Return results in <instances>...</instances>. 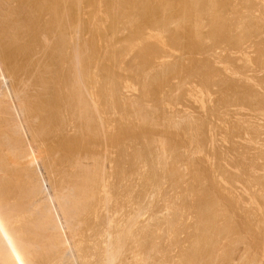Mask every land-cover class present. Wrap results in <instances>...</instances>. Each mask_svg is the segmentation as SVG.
<instances>
[{"label": "bare ground", "instance_id": "obj_1", "mask_svg": "<svg viewBox=\"0 0 264 264\" xmlns=\"http://www.w3.org/2000/svg\"><path fill=\"white\" fill-rule=\"evenodd\" d=\"M256 2L254 4L257 7ZM254 4L250 0H0V264H264V151L262 156L260 155V150H256L259 152L258 155L262 161L256 160V158L260 159L258 156H253L255 158L247 160L242 153L241 160L239 158L240 155L239 157L237 156L236 160H240L238 164V166L240 165V172L238 173L236 170V173L234 171L232 173L229 169V172L226 173L228 175L225 174L226 177L222 178L225 182L221 179L219 183H217L218 180H214L219 174L213 178L211 176L210 181L213 179L214 183L213 181L211 182L213 184L217 183L216 189L211 184L213 189L209 190V192L206 189L208 195H205L206 197L203 200H200V197V199L198 197L197 199L195 198L196 200L199 199L195 204L191 202L195 200L192 197L191 201L184 199L183 202L188 201L185 203H176V200L172 199L174 196L178 197L177 194L179 192L177 193L174 190L179 187V184L176 189H172L176 194L172 195L171 193L173 197L170 196L172 198L168 197L164 188L163 191L166 193H162L166 202L163 200V207L166 209L168 207L169 209L172 206L173 209L169 210H172V213L175 210V215H173L174 213L171 214L167 209L169 211L167 214L170 213L171 217L167 215L166 220L162 217L160 219L161 223H157L159 220L158 214L161 211L157 214L158 217L154 211L157 220L155 216L152 219L151 214L149 222L146 221L148 218L141 217L144 214V209L148 208L147 205H144L146 206L144 208L143 204L145 203L143 202L149 191L141 182L143 188H141L142 186L138 187L139 191H137L138 189H135L137 181L135 184L130 178L131 176L133 177L131 173H134V171H130L132 166L127 169V163L130 162L129 158V162H127V151L129 149L127 148V144H129L126 143L127 141L146 137L144 130L148 132V129H154V126H149L153 122L155 127L156 123H158V127L160 122L167 125L165 127H175L179 124V126H182L184 119L186 121L188 119L186 115H181L182 117L179 115L181 119H177L175 117L178 115L172 116V113L169 115L167 113L169 112L167 110L168 107H166L167 112L164 109L165 107H163V114L161 116L160 114L159 116L155 115L156 118L159 117L160 119H155L153 116L154 121L152 122L153 118L150 121L152 112H149L148 107H146L148 105L145 103L146 99L150 97H146L156 89L154 87L158 86L160 80L162 81L164 71L168 74L170 73L165 67L161 74L163 76L158 73H161V71L152 72L151 70H159L158 68L160 67L158 65L161 68H163V65H169V63L167 65L162 63L165 62V52H167L169 57L171 55L170 52L183 50V52H199L198 54L204 52L206 55L210 54L208 57L205 55L208 59L203 56L204 61L198 60L201 64L193 57L198 62V66H200L196 68L198 66L195 65L196 70L193 69V66L190 68L192 70L187 68L190 71H187L190 77L198 75L200 76V81L202 79L204 82L211 83L214 79L211 80L210 78L213 76L219 75L217 76L219 81L225 82L231 76V73L235 75L236 72L238 74L239 70L237 72L236 67H230L231 63L228 64V59V63L224 59L227 67L224 66L225 68H222L224 60L222 62V59L218 57L221 54H216L219 52H217L219 48L223 51L227 46L230 47L231 44L242 49L240 44L244 40L246 41L248 37H253L254 34L259 35L261 31L264 32V24L262 25L264 23L262 21L264 20V4L263 8L260 7L263 11L261 12L260 10L259 12L258 10V14L256 12L257 15L254 13L256 10ZM258 5L261 6L260 3ZM206 24L209 28L206 32H203ZM233 27H235V30L236 28L241 29L236 36L234 35ZM261 35L258 37H261ZM207 38L210 42L209 45L200 43V40L205 39L207 41ZM230 40H232L231 44L228 45ZM233 48L231 47V49ZM237 48L236 50H238ZM131 51L132 53H130ZM133 51L136 53L134 54L135 58L136 56L141 57L137 58L138 60L141 59V63H137L138 67L142 68V71L137 67L140 72L137 73L138 70L136 69L132 74L131 71L136 67L134 68L135 65L133 66L134 63L132 62H130L132 65L130 63L125 64L129 59L125 60V56L128 53L133 54ZM168 51H170L169 54ZM262 52L264 53V49ZM159 54H162L164 61L160 60L162 58ZM195 60H193L194 64ZM213 62L223 65L221 67H218L219 65L214 66L216 69L210 68L213 67L211 66V64L214 65ZM176 65L167 67V69L170 67L168 70L171 71V74H175L172 72L178 67ZM234 65L236 64L234 63ZM258 65L264 69V58L259 59ZM244 66H246L245 63ZM202 67L209 68L207 71L205 69L201 71ZM217 67L221 68V70ZM149 68L150 71L147 70ZM200 68L202 69L200 70ZM210 69H213L214 72L221 71V73H211ZM223 69H231L229 70L230 74L228 73L229 76L227 75L228 70L223 73L225 71ZM127 71L132 74L131 78L133 77V80L141 77L139 80L142 81L143 79V87L148 81L150 85L148 86L147 83L146 88L148 89L151 86L148 90L151 93L146 91L144 87L138 90L142 93L145 92L144 96L148 93L145 98L141 96L142 93L141 95L139 93L140 96H137V98L136 96H132L133 99L129 98L127 93H130L128 91L131 90L132 84L130 82L132 79L130 81V74L125 73ZM146 71L148 73L152 72L151 75L154 78H150L151 80H154L157 76L161 77H159L160 79L158 78L159 82H157V78L155 79V82H157L155 85L157 86L154 85L155 82L146 78L149 75L148 73L147 75L145 74ZM231 77L237 79L234 76ZM137 79L136 81H138ZM165 79L163 80L166 81ZM209 79L211 82H209ZM261 80L264 83V75ZM150 82H152L154 87ZM204 82H202L203 85L205 84ZM133 83L136 84L135 82ZM160 83L162 84L163 82ZM208 85L211 86L210 84ZM231 85H236V83ZM186 88L189 89V87ZM131 91L133 92V90ZM185 93L187 94V92ZM201 93L203 94V92ZM238 93L240 94L241 92L239 91ZM199 94L196 95L198 96ZM237 94L235 95L237 96ZM251 95L252 98H250L254 100L253 107L257 105L261 110V106L264 107V92L258 93V91L255 92L254 90ZM238 96L234 97L235 101H237ZM130 99L133 100L131 102V104L133 103L132 106H135L133 109L129 104ZM230 100L231 98L229 103L231 102ZM242 100L245 103L247 102L246 104H252L247 96H243ZM152 101L157 103L155 100ZM165 101L164 103L162 102L161 106L160 102L156 106L162 109V105L166 104ZM232 103L236 105L235 103L237 102ZM230 104L225 101L224 107L222 105L223 110L224 108L227 110ZM127 105L131 109H127ZM121 113H123L122 116ZM125 113L133 115L132 118H136L135 121L141 122L143 120V123H148L147 127L143 126L144 129L140 127L141 130L137 127V130L134 126H131L133 125L131 123V125L126 124V126L123 121L125 119L128 121L129 118L124 117ZM216 113L218 114L217 111ZM126 114L125 116H127ZM253 117L255 118V116ZM234 119L236 120V118ZM239 120L235 123L238 124ZM190 122H188V125L186 124L187 128L193 125ZM116 123H120L117 124L118 127H116ZM161 124V127L164 126ZM259 124L252 122V120H241L237 127L249 130L250 132H248L252 134V136H248L249 140L250 142H255L257 139V137L255 139V136L263 126V124ZM135 125L137 126V124ZM200 125L202 126V124ZM196 126L190 127V131L186 130L189 133L191 132L190 134H195L196 131L199 133L200 126ZM234 126L232 128H235ZM201 129L203 133L204 128ZM149 132L147 135L150 139L146 143L147 145L152 144L150 146L151 149H149L151 153H148V155H151L152 160L150 158L149 161L147 155L145 158L150 163L151 167L149 168L155 169V171H153L154 169H148L149 172L152 170L156 174L153 176L155 177L153 178L154 181L152 178L150 180L153 185L150 184V187H154L155 190H150L160 191L163 180H167L164 176L171 174L169 172L155 173L158 172L156 168L164 164L169 166L168 163L166 164L169 154L177 155V157L175 156L177 161L178 157L179 160L181 159V155L177 152L178 147L176 150L173 149L174 147L176 148L174 142L179 139L175 136L176 141L171 137L168 140L163 137L161 140V135L157 142V138L152 137V135L149 137V134H152ZM204 132H206L205 129ZM207 132L204 133L205 135L201 134L205 139ZM175 133L177 134V132ZM253 133H256L255 136ZM258 135L260 134L258 133ZM188 137L190 138V135ZM196 137L199 138L198 135ZM196 137L189 139L188 143L190 140L191 142L195 140ZM179 138L182 140L181 136ZM244 139L246 138L244 137ZM144 140L146 139L144 138ZM184 141L186 140L184 139ZM199 143L197 147L200 145ZM137 144L139 145V143ZM140 144L145 146L143 143ZM178 144L180 145V142ZM178 144L177 146H179ZM249 144L252 145V143ZM192 145L189 146L190 150ZM262 145L264 146V144ZM256 147L258 148L259 146ZM234 148L236 149V146ZM144 149L147 150L146 147ZM140 151L142 150L140 149ZM171 151H173V154H171ZM179 151L181 152V149ZM242 152L244 151L242 150ZM131 157L134 158V154ZM182 157L184 156L182 155ZM186 159L184 160L186 161ZM130 163L132 164V162ZM177 163L181 165L180 162ZM141 164H145V161ZM196 165H191V167L194 166L195 169ZM135 166L138 167V165ZM146 166H149V164ZM172 166L174 167L175 165ZM200 166L201 164L199 168ZM219 166L221 167V163ZM181 167L185 168V165ZM220 167L219 169L221 170ZM159 168L161 169V167ZM162 169L164 170L165 168ZM210 169H212V166ZM132 170L137 171V169ZM172 170L169 171L171 173L176 171ZM139 171L142 172L141 169ZM196 171L198 170L196 169ZM221 171L223 172L222 175H224V171ZM210 172L211 170L207 173ZM195 174L197 175L196 172ZM213 174L215 176L212 171L211 175ZM175 176H177L176 172ZM202 176L205 175L203 174ZM199 177L195 176L194 178L199 179ZM173 179L175 180L172 177ZM169 180L171 181V179ZM175 181L178 182L177 177ZM175 181L171 183L173 186L177 184ZM221 181L224 183H221ZM237 182L242 184L240 188L236 185ZM134 189L136 191L135 195L133 193ZM197 190L200 191L199 189ZM188 191L185 192L186 196ZM149 193L151 194V192ZM190 195L192 194L190 193ZM190 207L195 208L196 213H193V218L191 217L193 220L189 222L187 221L189 218L186 217L189 216ZM236 212L240 213V221L235 220L237 216H235L236 218L233 217L235 214L238 215ZM190 213L192 214V212ZM142 218L145 220H142ZM153 220L157 221V225H152L153 223L155 224ZM162 222L164 227L165 225L167 226L165 230L164 227L162 228ZM159 224L161 225L160 227ZM134 225L137 226L135 227ZM182 232L186 233L184 239L180 236ZM165 238L170 239L168 245H171V247H168L166 243L165 246H162ZM172 245L180 246L177 254H172ZM236 245H239V247H234Z\"/></svg>", "mask_w": 264, "mask_h": 264}, {"label": "rangeland", "instance_id": "obj_2", "mask_svg": "<svg viewBox=\"0 0 264 264\" xmlns=\"http://www.w3.org/2000/svg\"><path fill=\"white\" fill-rule=\"evenodd\" d=\"M253 4H254V2H256L257 0H250ZM259 1V0H258ZM256 2V5H257V7L255 6V4H254V6H255V8H256V10L254 11V13L256 14V12H257V14H258V10H259V12H260V10H261V8H263V4H264V1L263 0H260L259 2ZM262 1H263V4H262ZM261 4V6L260 5H258V4ZM239 6H241V5H239ZM261 7V8H260ZM263 10H261V12H262ZM256 14V15H257ZM229 18V17H228ZM263 18H264V16H263ZM231 21V20H230ZM263 22H264V20H262ZM264 23H262V25H263ZM208 25L206 24V26L204 25V31L203 32H206L207 31V29L209 28V27H207ZM264 27V26H263ZM235 27H233V29H234ZM236 30H237V32H236ZM236 30L234 29L233 31H234V35L236 36V35H238L239 33H240V28L239 29H237L236 28ZM239 30V31H238ZM261 33H262V35H261ZM264 32L263 31H261V32H259V35L258 34H254L253 35V37L251 36V38L250 37H248L247 39H246V41L244 40V42L243 43H241L240 45H241V47H242V49L241 48H237V46L236 45H233L234 46V48H233V46H232V44H231V41L232 40H230L228 43V45H230V47H226V49H224L223 51H222V49L221 48H219L218 50H217V54L216 55H218V54H221L220 56H218V57H220L221 59H222V62H223V60L225 59L226 61H227V59H228V61H229V63H228V61L226 62L225 60H224V65L223 64H220V63H222L221 61H220V63H218V62H216L217 64H215V62H213V64L214 65H212L211 64V66H213V67H210V68H214V66H218V67H221L222 65V68L224 67V66H226L227 67V65L225 64V62L226 63H228V64H230L231 66L230 67H236L235 69H237V72H238V70H239V72H238V74L235 72V75L234 74H232L231 73V76H234V78H237V79H233V77H231V76H229L228 75V73L230 74V72H229V70H231V69H227L228 70V72H227V70H225V69H223V70H225L223 73H226L227 72V75L229 76V78H227V82L225 81V82H221V81H219V77H217V76H219V75H217V76H213L212 78H210L211 80L212 79H214V80H212V82H211V80L209 81V82H211V83H208L207 81L206 82H204V80H202L201 79V81H200V76H198V75H196V76H193V77H196V78H193L192 76V78L190 77V76H188V72H190V71H188L190 68H192V66L194 67L193 69H195V67L196 66H198V62L199 61H204V57L203 56H205L206 54L203 52V53H200V54H198L199 52H183V50H180V52H179V50H174V52L172 53V52H170V51H168V54H169V52H170V54L171 55H173V56H171V55H169V57L167 56V52H165L166 53V57H165V62H162L163 64H165V65H167L168 63H169V65H170V67H172V65H176V63H177V65L176 66H178V67H176V70L174 71V72H172V73H175V74H171V71L170 70H168L167 69V67L169 66V65H167V66H164L163 64V68H161V66H159L158 65V67H160V68H158L159 70H157V69H155L156 71H154V70H151L152 72H157V71H161V73L160 72H158L160 75L162 74V72L164 71V67H165V69L167 70V71H169L170 73L168 74V73H166V71H164V73H163V75H164V77H162V81L160 80V82H163L162 84L159 82V79L161 78L160 76V78L157 76V77H155V79L157 78V82H159L160 83V86H159V83H158V86L157 85H155V84H157V82H155V79L154 80H151L150 78H154L152 75H151V73H148L147 71H146V75H147V73L149 74L146 78H148V79H150V81H152V82H155L154 83V85L155 86H157V87H154V85L152 84V82H150L152 85H153V87L154 88H158L157 90L155 89L154 90V88H152L153 90V92L151 93V91L149 92L148 90L150 89V87H148V89L146 88V84L148 83V81H147V83L145 84V89H146V91H148L149 93H151V94H149L148 95V93L147 94H145V96L143 95L145 92H141L140 90L141 89H143L144 87H143V84H142V82L144 83V81H143V79H142V81L141 80H139V79H141V77H139V79H137L138 81H136V79H134L133 80V77L131 78V76H132V74H133V72L137 69V67L139 66L138 65V63L140 64L141 63V59H137V58H141V57H137L136 56V58H135V55L134 54H136V53H134L135 51H133V54H130V53H132V51L130 52V53H128L129 54V56H128V54L125 56V60L126 59H128V61H126V63L125 64H127V63H130V62H132V63H134L133 64V66H134V70H132L131 72H132V74L131 73H129V71H127V72H125V73H129V74H127V75H129L130 77V81H131V79H132V81L130 82V84H132L131 86L132 87H134V88H132L131 87V90H133V92L130 90V91H128V92H130V93H127L128 95L127 96H129V98H132L133 99V97H135L136 96V98H137V96H140L141 95V93H142V95L141 96H143L144 98L148 95V97H146V98H149V99H146V101H145V103L148 105V106H146V107H148V109H149V112L151 111L152 112V114H151V118H150V121H151V119L153 118V116H154V118L155 119H158L159 117H157L156 118V116L158 115L159 116V114H160V116H161V114H163V107H165L164 109L166 110V107H168V111L169 112H167V110H166V112L169 114V115H171V113H172V116L173 115H178V116H174L175 118H177V119H181L180 117H182L181 115H183V116H185L186 115V117H188V119H187V121L189 120V121H191L190 123L191 124H193L194 125V127L196 126V125H198V126H200V131H199V133H197V131H196V133L195 134H190L186 129H188L189 131H190V127H193V125L192 126H188L189 128H187V125H188V122L184 119V122H182V126H179V125H177V126H168V127H165V126H167V125H165V124H163L162 122H160L159 123V126L158 127H160L159 129H158V127H157V124L158 123H156V127H157V129L159 130H157L156 129V127H155V123L153 122L154 121V118H153V120H152V122L154 123V125H149V126H154L153 128L154 129H152V128H150L149 126V128L150 129H148L147 131L149 132V133H152V134H149V137H151L150 135H152V137H154V138H157L156 139V141L158 142V139H160V137L159 136H161V140H162V138L164 137H166L167 138V140H168V138L169 137H171L174 141H176L177 139H179L177 142H174L176 145V148L174 147L173 149H177V147H178V153L181 155V161L179 160V157H178V161H177V159H175V156L177 157V155H170L169 154V159H168V157H167V159H166V164L168 163V165L169 166H167V165H162V166H160L159 165V167H161V169L158 167V168H156L157 170H158V172H155V173H166V172H169V174H171V175H169V176H171V177H169L168 175H166V176H168V177H166V176H164V178H167V180L166 179H164L163 180V182H162V189L160 188V191L159 190H156L157 191V193H156V191H152V190H155L154 189V187L152 188V187H150L152 184H151V178L153 179V178H155V177H153L154 175H156V174H154V172H152V170L154 169H152V168H149V167H151L150 166V163H149V161L150 160H152V158H151V155L149 156L148 155V153L151 151V150H149V149H151L150 148V146H152V144H148L147 145V140L148 139H150V138H148V132H146V130H144V133H146V137H144L146 140H144V138H138L139 139V141H138V139H132V141L130 142V141H127L126 143H129V144H127V148H129L128 149V153H127V155H128V157H127V162H129V160H130V162H132V164L129 162V163H127V169H129L131 166V169H130V171L132 172V171H134V173L132 172H129V173H131V175H133V177L131 176L130 178H132L131 180L135 183L136 181H137V184L135 185V186H137L135 189H138V187L140 188L141 186H142V184H143V186H145V187H147V190L149 191V192H151V194L148 192V195H147V197H149L148 199H146L147 197H145L144 199H145V201L143 202V203H145V204H143V206L144 205H147V207L148 208H146V206H144V208H146V209H144V211H143V215L141 216V217H145V219L146 218H148V219H146V221L147 222H149L148 220H150L149 218H151V216H152V219H153V217L156 215L157 216V214L160 212V214H158L159 215V217H158V222L157 221H155V220H153V221H155V224L153 223V222H151V223H153L152 225H157V223H161V220L160 219H162V217L163 218H165V220H166V218H167V215H169L168 217H171V215H170V213H168L167 214V212H171L172 210H169V209H171L172 208V206H170L171 208H169L168 209V207H167V209L169 210H167L166 208H164L163 207V203H164V197H163V193L162 192H164V191H166V192H164V193H166L167 195H168V197H171L172 195H174L175 194V192H173L172 191V189H176L178 186V188L176 189V190H174V191H176L178 194V197H179V199H178V197L176 198V196H174V198H172V199H175L176 200V203L178 202V203H182L183 202V200L184 199H187V200H189V201H191L192 199H197V197L200 199V200H203L206 196L205 195H208L207 193L209 192V190H211V189H213L212 188V186H214V189H216V184L217 183H219V181L225 176L226 177V175H228V174H226L227 172H231L232 171V173H233V171L236 173L237 171H238V173L240 172L239 171V166H238V164L240 163V160H241V157L244 155V158L247 160V159H249V158H255V157H259L260 158V156L258 155L259 154V152H260V155H262L263 156V151H264V149L262 150V148H264V146L262 145V144H264V112H263V110H264V107H262L261 106V110H260V107L259 106H257V105H255V107L257 108H255V107H253L254 106V104H253V99H251L252 98V92L255 90V92L256 91H258V93H262V92H264V90H263V88H264V83L263 82H261L262 80H261V78H263V75H264V69L263 68H261L259 65H258V63H259V59H261V58H264V57H262L263 55H264V53L262 52L263 51V49H264V44H263V42H264V34H263ZM261 35V37H258V36H260ZM256 38H255V37ZM262 38V39H261ZM253 39V40H252ZM207 41H205V39H203V40H200V43L202 42L204 45H209V40H208V38L206 39ZM196 41H198V40H196ZM257 41V42H256ZM263 41V42H262ZM253 44H252V43ZM261 42V43H260ZM207 43V44H206ZM246 44V45H245ZM262 45V46H261ZM260 46V47H259ZM231 47L233 48V49H231ZM240 47V46H239ZM228 48H230V49H228ZM236 48L238 49V50H236ZM257 48V49H256ZM260 48V49H259ZM221 49V50H220ZM261 49H262V51H261ZM246 51V52H245ZM248 51V52H247ZM258 51H260V52H258ZM164 52V51H163ZM178 52H179V54H178ZM161 53V52H160ZM184 53V54H183ZM186 53H188V54H186ZM189 53H190V55H189ZM191 53H192V55H191ZM207 54H209L208 52H206ZM257 53V54H256ZM262 53V54H261ZM202 54V55H201ZM226 54V55H225ZM261 54V55H260ZM131 55V56H130ZM139 56H140V54H138ZM210 55V54H209ZM209 55H206L207 57L209 56ZM215 55V56H216ZM224 55V56H223ZM228 55V56H227ZM159 56H161V58H162V54L160 55L159 54ZM179 56V57H178ZM205 56V57H206ZM212 56V55H211ZM227 56V57H226ZM259 56V57H258ZM260 56H261V58H260ZM193 57H195V59L198 61H196ZM206 57V58H207ZM217 57V56H216ZM246 57V58H245ZM130 58H131V60H130ZM166 58H167V60H166ZM168 58H169V60H168ZM191 58V59H190ZM193 58V59H192ZM206 58H205V61H206ZM209 58H211V57H209ZM213 58V57H212ZM253 58V59H252ZM132 59H133V61H136V62H133L132 61ZM137 59V60H136ZM174 59V60H173ZM203 59V60H202ZM208 59V58H207ZM218 59V58H217ZM234 59V60H233ZM243 59V60H242ZM247 61H246V60ZM256 59V60H255ZM160 60H163L164 61V58H162V59H160ZM172 60V61H171ZM176 60V61H175ZM180 60V61H179ZM193 60H195L196 62H195V64H194V61ZM220 60V59H219ZM219 60H217V61H219ZM175 61V62H174ZM178 61V62H177ZM182 61V62H181ZM188 61V62H187ZM192 61H193V63H192ZM231 61V62H230ZM138 62V63H137ZM170 62H174L173 64L171 63L170 64ZM182 63V64H181ZM190 63V64H189ZM200 64H201V62H199ZM234 63L236 64V65H234ZM244 63H245V65L246 66H244ZM247 63V64H246ZM254 63V64H253ZM131 64V63H130ZM161 64V63H160ZM240 66H239V65ZM242 64V65H241ZM132 65V64H131ZM186 65V67H184ZM190 65V66H189ZM196 65V66H195ZM234 65V66H233ZM249 65V66H248ZM257 65V66H256ZM141 66V65H140ZM189 66V67H188ZM200 66V65H199ZM199 66L198 67H196V68H199ZM237 66H239L238 68H237ZM249 68H248V67ZM146 67V66H145ZM205 67V66H204ZM217 67V68H218ZM229 67V66H228ZM229 67V68H230ZM246 67V68H245ZM259 67V68H258ZM139 68V67H138ZM187 68H189V69H187ZM203 68V67H202ZM202 68H200V70L202 69ZM207 68V67H206ZM206 68H203L201 71H203L204 69L207 71L208 70V68L206 69ZM225 68V67H224ZM139 69H141L140 71H142V68H139ZM161 69V70H160ZM163 69V70H162ZM180 69V70H179ZM187 69V70H186ZM214 69H216V67L214 68ZM219 70H221V68H218ZM263 69V70H262ZM138 70V69H137ZM147 70H149L150 71V68L149 69H147ZM183 70V71H182ZM185 70V71H184ZM190 70H192V69H190ZM196 70V69H195ZM211 70V71H210ZM209 71L212 73V72H214V70L213 69H210ZM246 70V71H245ZM139 70H138V72L137 73H139L140 72ZM179 71V72H178ZM188 71V72H187ZM179 74H177V73ZM187 72V73H186ZM217 72H220L221 73V71H217ZM217 72H214V73H217ZM136 73V72H135ZM134 73V74H135ZM198 73V72H197ZM213 73V74H214ZM219 73V74H220ZM239 73H241V74H239ZM245 73V74H244ZM166 74H167V77H166ZM185 74H186V76H185ZM237 74V75H236ZM253 74V75H252ZM163 75H161V76H163ZM168 75H169V77H168ZM216 75V74H215ZM255 75V76H254ZM150 76V77H149ZM152 76V77H151ZM184 76V77H183ZM198 76V77H197ZM225 76H226V74H225ZM143 77H144V75H143ZM142 77V78H143ZM173 77V78H172ZM187 77H188V80H187ZM190 77V78H189ZM215 77H216V79H215ZM240 77V78H239ZM244 77V78H243ZM257 77H258V79H257ZM261 77V78H260ZM159 78V79H158ZM166 78V79H165ZM198 78V79H197ZM218 78V79H217ZM148 79H146V80H148ZM163 79H165L166 81H164ZM194 79V80H193ZM244 79V80H243ZM254 79V80H253ZM256 79H257V81H256ZM260 79V81H258ZM192 80V81H191ZM234 80V81H233ZM140 81H141V84H142V86H141V84H140ZM168 81H171V82H168ZM184 81H185V83H184ZM186 81H188V82H190L189 84H188V82H186ZM233 81V82H232ZM238 81V82H237ZM239 81H241V82H239ZM248 81V82H247ZM133 82H138V83H136V84H134ZM195 82V83H194ZM202 82H204L205 84L207 83V85H203V83ZM230 82H232V83H236V85H231L232 83H230ZM259 82V83H258ZM169 83V84H168ZM219 83V84H218ZM222 83V84H221ZM226 83V85H224V84ZM229 83V84H228ZM240 83V85H238ZM253 83V84H252ZM174 86H173V85ZM208 84H210L211 86H209ZM218 84V85H217ZM259 84V85H258ZM263 84V85H262ZM139 85H140V88H139ZM150 84L148 83V86H149ZM168 85V86H167ZM216 85V86H215ZM220 85V86H219ZM222 85V86H221ZM203 86V87H202ZM224 86V87H223ZM230 86V87H229ZM233 86V87H232ZM245 86V87H244ZM252 86H254V87H252ZM178 89H177V88ZM181 87H183V88H181ZM186 87H189V89L188 88H186ZM192 87V88H191ZM207 89H206V88ZM211 87V88H210ZM221 87V88H220ZM227 87V88H226ZM237 87V88H236ZM243 87V88H242ZM249 87V88H248ZM195 88V89H194ZM202 88V89H201ZM213 88V89H212ZM242 88V89H241ZM251 88V89H250ZM138 89H140V90H138ZM144 89V90H145ZM176 89V90H175ZM188 89V90H187ZM192 89V90H191ZM210 89V90H209ZM217 89V90H216ZM225 89V90H224ZM229 89V90H228ZM231 89V90H230ZM235 89V91L234 92H236V93H234L233 92V90ZM260 89V90H259ZM136 90V91H135ZM203 90H205V91H203ZM221 90V91H220ZM228 90V91H227ZM248 90V91H247ZM263 90V91H262ZM157 91V92H156ZM175 91V92H174ZM195 91H196V93H195ZM218 93H217V92ZM220 91V92H219ZM227 91V92H226ZM240 91L241 93L239 94L238 92ZM247 93H246V92ZM132 92V93H131ZM185 92H187V94L185 93ZM201 92H203V94L201 93ZM231 92V93H230ZM245 94H244V93ZM249 92V93H248ZM139 93H140V95H139ZM155 93V94H154ZM157 93V94H156ZM168 93V94H167ZM172 93V94H171ZM174 93V94H173ZM182 93H185V94H182ZM188 93H190V94H188ZM193 93H195V94H193ZM200 93V94H199ZM211 93V94H210ZM228 93V94H227ZM230 93V94H229ZM239 94V96L241 95H243V96H247L248 97V100H250L251 102H252V104L250 103H248V104H246L245 103V101H243L242 100V97L240 96H238V94ZM251 93V94H250ZM153 94V95H152ZM170 94V95H169ZM192 94V95H191ZM196 94H199L198 96L196 95ZM205 94H206V96H205ZM232 94H234L233 95V97H232ZM235 94H237V96H238V98L236 99L237 101H235V98L237 97ZM131 95V96H130ZM152 95V96H151ZM168 95V96H167ZM175 97H174V96ZM183 95V96H182ZM197 97H196V96ZM133 96V97H132ZM181 96H182V98H181ZM194 96V97H193ZM203 96V97H202ZM153 97H155V98H153ZM160 97V98H159ZM189 97V98H188ZM195 97H196V99H195ZM231 98V104L229 103V99ZM235 97V98H234ZM251 97V98H250ZM128 98V99H129ZM153 98V99H152ZM164 98V99H163ZM176 98V99H175ZM181 98V99H180ZM193 98V99H192ZM234 100H233V99ZM255 98H256V94H255ZM132 99H130L129 100V104H130V106H131V108L133 109L134 107L132 106V104H131V102H133V100ZM155 100L157 103H155L154 101H152V100ZM165 99H166V101H165ZM192 99V100H191ZM224 99V100H223ZM228 101H227V100ZM241 99V100H240ZM135 100V99H134ZM159 100V101H158ZM163 100V101H162ZM174 100V101H173ZM176 100V101H175ZM190 102H189V101ZM199 100V101H198ZM147 101H148V103H147ZM164 103V101L166 102V104H164V105H162V109H161V107H159V106H156V105H158V103L160 102V106H161V104H162V102ZM192 101V102H191ZM203 101V103L205 104H203V103H201ZM225 101H226V103H228V104H230V105H228V109L226 110L225 108H224V110H223V107H224V104H225ZM243 101V102H242ZM249 101V102H250ZM128 102V101H127ZM151 102V103H150ZM209 102V103H208ZM220 102V103H219ZM232 102H237V103H235L236 105H233V103ZM239 102V103H238ZM241 102V103H240ZM170 105V107H169V105ZM171 103V104H170ZM198 103V104H197ZM224 103V104H223ZM128 104V103H127ZM128 104V105H129ZM145 104V105H146ZM155 104V105H154ZM186 104H188V105H186ZM203 104V105H202ZM217 104V105H216ZM242 104H244V105H242ZM246 104V105H245ZM127 105V109H129L130 107ZM152 106V107H150V106ZM167 105V106H166ZM175 107H174V106ZM222 105H223V107H222ZM250 105V106H249ZM154 106H156L155 107V109H153V107ZM187 106V107H186ZM205 106V107H204ZM219 106V107H218ZM242 106H243V108H242ZM157 107H159V108H157ZM186 107V108H185ZM202 107V108H201ZM209 109H208V108ZM233 107V108H232ZM120 108V107H119ZM130 108V109H131ZM151 108H152V110H151ZM182 108V109H181ZM189 108V109H188ZM212 108V109H211ZM219 108V109H218ZM238 110H237V109ZM248 108V109H247ZM253 108H255V109H253ZM263 108V109H262ZM148 109H147V111H148ZM179 111H178V110ZM217 109V110H216ZM221 109V110H220ZM230 109H232V110H230ZM158 110V111H157ZM181 110V111H180ZM210 110V111H209ZM228 110H229V112H228ZM236 110V111H235ZM244 110V111H243ZM250 110V111H249ZM258 110H260L261 111V113H260V111H258ZM124 111V110H123ZM161 111H162V113H161ZM177 111V112H176ZM186 111V112H185ZM216 111L218 112V114L216 113ZM258 112V114H257V112ZM150 112V113H151ZM188 112V113H187ZM211 112V113H210ZM251 112H252V114H254V115H252L251 114ZM263 112V113H262ZM182 113V114H181ZM186 113V114H185ZM194 113V114H193ZM198 113V114H197ZM210 113V114H209ZM222 113V114H221ZM227 115H226V114ZM117 114V113H116ZM122 114L123 113H121V116H122ZM126 114V113H125ZM125 114H124V117H126V118H129L128 119V121H127V119H125L123 122H125V125L127 124H133V125H131V126H134L136 129H137V127H138V129L139 130H141V128L140 127H142L143 128V126H146L147 124L146 123H143V120L141 121L143 124H139V123H141V122H139L138 120H136L135 121V119L136 118H132L133 117V115H128V114H126L127 116H125ZM216 114V115H215ZM220 114V115H219ZM245 114V115H244ZM249 114V115H248ZM263 114V115H262ZM120 115V114H119ZM156 115V116H155ZM179 115H180V117H179ZM216 117H215V116ZM225 115V116H224ZM239 115H241L240 117H238ZM118 116V115H117ZM130 116V117H129ZM209 116H211V117H209ZM218 116H219V118H221L220 120H219V118H218ZM247 116V117H246ZM250 116V117H249ZM253 116H255V118L253 117ZM259 116V117H258ZM225 117V118H224ZM253 117V118H252ZM256 117H257V119H258V121H256L257 119H256ZM120 117L118 116V119H119ZM132 118V119H131ZM205 118V119H204ZM224 118V119H223ZM234 118H236V120L234 119ZM243 118V119H242ZM250 118V119H249ZM259 118H260V120H259ZM117 119V118H116ZM131 119V120H130ZM160 119V118H159ZM158 119V120H159ZM223 119V121H221ZM231 119V120H230ZM240 119V120H239ZM255 119V120H254ZM263 119V120H262ZM120 120V119H119ZM158 120H155V121H158ZM196 120V121H195ZM226 120H228V121H226ZM238 120H239V123H240V121L242 120V121H246V120H252V122H254V123H260L259 125H261V124H263V129H261L260 128V130H259V132H257V135H258V133L260 134V135H256L255 136V134L256 133H253L254 134V136H255V139H256V137H257V141L255 140V142H250V140H249V135H251L252 136V134H250L247 130H245V129H243V127L241 128V127H237V125L239 124H237V123H235L236 121L238 122ZM133 121H134V123H133ZM149 121V122H150ZM161 121H162V119H161ZM183 121V120H182ZM193 121V122H192ZM262 121V122H261ZM185 122H187L186 124H185ZM224 122V123H223ZM226 122V123H225ZM121 124H123L122 122H120ZM120 123H116V127H118V125L117 124H120ZM151 123V122H150ZM163 124L164 126H160V124ZM223 123V125H221ZM135 124H137V126L135 125ZM161 124V125H162ZM190 124V125H191ZM200 124H202V126L200 125ZM225 124V125H224ZM126 125V126H127ZM129 125V126H130ZM235 125V126H234ZM210 126V127H209ZM213 126V127H212ZM235 127V128H232V127ZM147 127V126H146ZM173 127H174V129H173ZM183 127H185L184 128V130H183ZM197 127V126H196ZM227 127V128H226ZM167 128H168V130H167ZM179 128V129H178ZM201 128H204L205 129V131L208 133L207 134V137L206 136H204V137H206V139L205 138H203L202 137V135L204 134V133H206V132H204V129H203V133H202V129ZM236 128H237V130H236ZM240 128V129H239ZM137 129V130H138ZM144 129V128H143ZM142 129V130H143ZM147 129V128H146ZM156 129V130H155ZM162 129V130H161ZM182 129V130H181ZM207 129V130H206ZM214 129V130H213ZM231 129V130H230ZM242 129V130H241ZM153 130V132H151ZM172 130V131H171ZM160 131H162L161 133H160ZM182 131V132H181ZM185 131H186V133H185ZM194 131V132H195ZM223 131V132H222ZM225 131V132H224ZM246 133H245V132ZM261 131V132H260ZM156 132V133H155ZM165 132V133H164ZM168 132V133H167ZM172 132H174V134H172ZM175 132H177V134H178V136H179V134H180V136L182 137L181 139L183 140V142H182V140H180V136L178 137L177 136V134L175 133ZM231 132V133H230ZM236 132V133H235ZM143 133V132H142ZM143 133V134H144ZM155 133V134H154ZM160 133V134H159ZM163 133V134H162ZM171 133V134H170ZM181 133H182V135H181ZM187 133H189L188 135H187ZM240 133V134H239ZM247 133H248V135H247ZM155 136H154V135ZM170 134V135H169ZM202 134V135H201ZM241 135V136H239V135ZM163 135H165V136H163ZM173 135V136H172ZM187 135V136H186ZM190 135V138L188 137ZM192 135V136H191ZM198 135L199 136V138L198 137H196V136ZM205 135V134H204ZM224 135V136H223ZM226 135H228V136H226ZM242 135H244V136H242ZM175 136H176V138H175ZM186 136V137H185ZM201 136V137H200ZM249 136V137H248ZM184 137V138H183ZM193 137H196V138H198L197 140H196V138H195V140H193V141H195V142H191V140H190V142L188 143V140L189 139H191V138H193ZM244 137L246 138V139H244ZM166 138H165V140H166ZM170 138V139H171ZM175 138V139H174ZM201 138V139H200ZM207 138H209V139H207ZM213 138V139H212ZM254 138V137H253ZM169 139V140H170ZM184 139L186 140V141H184ZM194 139V138H193ZM201 141H200V140ZM210 139H212V140H210ZM233 139V140H232ZM128 140V139H127ZM137 140V141H136ZM142 140H144L143 142H142ZM161 140H159V141H161ZM164 140V139H163ZM198 140H199V142H198ZM202 140H203V142H202ZM205 140V141H204ZM209 140V141H208ZM239 140V141H238ZM243 140V141H242ZM246 140V141H245ZM249 140V141H248ZM253 140V141H254ZM135 141H136V143H135ZM217 141V142H216ZM147 142V143H146ZM180 142V145L178 144ZM185 142H187V143H185ZM200 144V145H198V147H197V144L198 143ZM213 142H215V143H213ZM235 142V143H234ZM247 142H249V143H252V145L251 144H249V143H247ZM137 143H139V145L137 144ZM140 143H143V144H145V146L144 145H142V144H140ZM192 143H193V145H192ZM255 143H256V146H259L258 148L255 146ZM262 143V144H261ZM131 144H134V145H131ZM177 144L179 145V146H177ZM196 144V145H195ZM204 144V145H203ZM242 144H243V146H242ZM246 144V145H245ZM247 144H249L248 146H247ZM259 144V145H258ZM182 145V146H181ZM190 145H192L191 146V150H190ZM211 145V146H210ZM213 145V146H212ZM262 145V146H261ZM135 148H134V147ZM137 146H138V148H137ZM140 146V147H139ZM143 146V147H142ZM181 146V147H180ZM184 146V147H183ZM187 146V147H186ZM203 146H205V147H203ZM233 146V147H232ZM236 146V149L234 148ZM247 146V147H246ZM252 148H251V147ZM147 148V150L146 149H144V148ZM179 147H180V149H181V152L179 151L180 149H179ZM198 148V149H196V148ZM231 147H232V149H231ZM242 147H243V149H242ZM133 148V149H132ZM187 148V149H186ZM204 148V149H203ZM220 148V149H219ZM228 148V149H227ZM230 148V149H229ZM246 150H245V149ZM251 150H250V149ZM257 148V149H256ZM132 149V150H131ZM140 151V149L142 150V151H138V150ZM144 149V150H143ZM183 149V150H182ZM186 149V150H185ZM201 149V150H200ZM218 149V150H217ZM253 149H255V150H253ZM146 150V152H144ZM174 150V151H175ZM193 150H194V152H193ZM223 150V151H222ZM242 150L244 151V152H242ZM256 150H260L259 152H257ZM169 151V150H168ZM167 151V152H168ZM197 151V152H196ZM234 151V152H233ZM134 152V153H133ZM137 152V153H136ZM172 153L171 154H173V151H171ZM176 151H175V153H177ZM183 152V153H182ZM186 152H188V153H186ZM189 152H190V155H189ZM206 152V153H205ZM257 152V153H256ZM130 153H131V155L133 156V154H134V158L133 157H131V155H130ZM142 153V154H141ZM145 153V154H144ZM151 153V152H150ZM170 153V152H169ZM182 153V154H181ZM228 153V155H226ZM230 153V154H229ZM236 153H237V155H236ZM243 155H242V154ZM137 156H136V155ZM178 154V156H180ZM186 154H188V155H186ZM206 154H208V155H206ZM215 154V155H214ZM234 154H235V158H234ZM141 157H140V156ZM144 155V156H143ZM148 156V160L145 158V156ZM182 155L185 157V158H187L186 159V161L187 162H189V160H190V162L188 163V164H186L187 162L184 160L185 158L184 157H182ZM186 155V156H185ZM226 155V156H225ZM233 155V156H232ZM239 155H240V157H239ZM242 155V156H241ZM252 157H251V156ZM146 156V157H147ZM174 158H173V157ZM188 156V157H187ZM196 158H195V157ZM209 156V157H208ZM228 156V157H227ZM230 156V157H229ZM240 158V160H236L238 157ZM246 156V157H245ZM247 156H250V157H247ZM253 156H255V157H253ZM261 156V157H262ZM208 159H207V158ZM221 157H222V159H221ZM226 158V160H225V158ZM128 158H129V160H128ZM133 160H132V159ZM137 158V159H136ZM139 158V159H138ZM141 158V159H140ZM182 158H184V159H182ZM190 158V159H189ZM192 158V159H191ZM194 158V159H193ZM202 159V162H201V159ZM211 158V159H210ZM231 158V159H230ZM143 159V160H142ZM174 159V160H173ZM200 159V160H199ZM203 159H205V160H203ZM207 159V160H206ZM132 160V161H131ZM134 160H137V161H134ZM139 160V161H138ZM193 160H195V161H193ZM196 160H198L197 162H196ZM234 160V161H233ZM256 160H258V161H262V159L260 158V159H258V158H256ZM133 161H134V163H133ZM144 161H145V164H141V163H144ZM176 161V162H175ZM183 161V162H182ZM204 161V162H203ZM232 161V162H231ZM237 161H238V163H237ZM146 162H148V163H146ZM177 162H180L181 163V165L179 164V163H177ZM193 162V163H192ZM207 162H208V164H207ZM234 162H236V163H234ZM185 163V164H184ZM220 163H221V167L219 166L220 165ZM131 164V165H130ZM149 164V166H146V165H148ZM183 164V165H182ZM194 165V164H197L196 166H195V169H194V166H192L191 167V165ZM201 164V166H200V168H199V165ZM205 164V165H204ZM207 164V165H206ZM130 165V166H129ZM135 165H138V167L137 166H135ZM142 167H141V166ZM172 165H175L174 167L172 166ZM185 165V168L184 167H181V166H184ZM214 165V166H213ZM217 167H216V166ZM225 167H224V166ZM229 165V166H228ZM231 165V166H230ZM135 166V167H134ZM146 166V167H145ZM211 166H212V169H210L211 168ZM238 166V167H237ZM141 167V168H140ZM144 167V168H143ZM172 167V168H171ZM175 167H176V169H175ZM178 167V168H177ZM197 167V168H196ZM209 167V168H208ZM213 167H215L216 168V170H214L213 169ZM219 167L221 168V170H223L224 171V175H222V171L219 169ZM224 169H223V168ZM230 167V168H229ZM237 169H236V168ZM141 169V171H142V169H144L142 172H140L139 170ZM162 168H165L164 170L162 169ZM168 168V169H167ZM169 168H171V169H169ZM174 168V169H173ZM184 168V169H183ZM203 168V169H202ZM206 168V169H205ZM226 168V169H225ZM132 169H137V171L136 170H132ZM148 169H152V170H150V172H149V170ZM173 169V170H172ZM184 171H183V170ZM196 169L198 170V171H196ZM199 169H200V171H199ZM221 171V173H220V171ZM230 169V170H229ZM231 169H233V170H231ZM235 169V170H234ZM156 170V171H157ZM169 170H172V171H174V170H176L175 172H176V175L177 176H175V172L174 173H171V171H169ZM181 170V171H180ZM192 170V171H191ZM203 170V171H202ZM210 171L211 170V172L210 173H207L208 171ZM218 170V171H217ZM226 170V171H225ZM229 170V171H228ZM237 170V171H236ZM129 171V170H128ZM153 171H155V169L153 170ZM178 171V172H177ZM194 171V172H193ZM203 172V174L205 175V176H202L203 174H202V172ZM207 171V172H206ZM212 171L215 173V176H214V174L213 175H211V173H212ZM136 172H137V174L139 173L140 175H141V173H142V178H141V176L139 177L137 174H136ZM149 172V173H148ZM152 172V173H151ZM179 172H181V173H179ZM195 172L197 173V175L198 176H200L199 177V179L198 178H194L195 176L196 177H198L196 174H195ZM151 173V174H150ZM199 173V174H198ZM180 174V175H179ZM194 174V175H193ZM217 174H219V175H217ZM221 174V175H220ZM226 174V175H225ZM150 175V176H149ZM210 175V176H209ZM216 175H217V177H216ZM137 176V177H136ZM145 178H144V177ZM150 178H148V177ZM211 176H212V178L213 177H216V178H214V180H218V182L216 183L215 182V184H213L214 183V181H213V179L211 180V181H213V183L210 181V178H211ZM146 177H147V181L145 180L146 179ZM172 177L173 178H175V180H176V177H177V181L178 182H176L174 179V181L177 183L176 184V186L174 185H172L171 183H174V181L172 180ZM220 177V178H219ZM224 177V178H225ZM134 178V179H133ZM138 178V179H137ZM181 178V179H180ZM203 178H205V179H203ZM136 179V180H135ZM143 179H144V183H143ZM149 179V180H148ZM169 179H171V181L169 180ZM181 180V181H180ZM210 181V182H208V181ZM223 181H224V179H222ZM153 181H154V179H153ZM164 181H165V183H164ZM167 181V182H166ZM196 181V182H195ZM223 181H221V183H224ZM132 182V183H133ZM142 184H141V183ZM147 182V183H146ZM193 182V183H192ZM201 182V183H200ZM141 185H140V184ZM209 183V184H208ZM239 183H241V182H239ZM146 184V185H145ZM147 184H149L148 186H147ZM151 184V185H150ZM179 184V185H178ZM211 184H212V186H211ZM138 185H140V186H138ZM173 187H172V186ZM178 185V186H177ZM237 186H239L238 188H240V186L242 185V184H238V182H237V184H236ZM143 186L141 187V188H143ZM153 186V185H152ZM164 186V187H163ZM169 186V187H168ZM209 186V187H208ZM150 187V188H149ZM171 187V188H170ZM191 187V188H190ZM196 187V188H195ZM211 187V188H210ZM149 188V189H148ZM165 188V189H164ZM169 188H170V191H169ZM180 188V189H179ZM190 191V193L192 194V195H190V193H189V191L187 190V189ZM192 189V190H190V189ZM195 188V189H194ZM210 188V189H209ZM135 189L133 190V193H134V195H135ZM150 189H152V190H150ZM163 189H164V191H163ZM167 189V190H166ZM182 189V190H181ZM197 189H199L200 191H198ZM208 190V192H207V190ZM177 190H179V191H177ZM180 190H181V192H180ZM137 191H139V189L137 190ZM188 191V193H186L187 194V196L185 195V192H187ZM194 191V192H193ZM169 192V193H168ZM193 192V193H192ZM155 193V194H154ZM171 193H172V195H171ZM182 193H184V194H182ZM204 193V194H203ZM206 193V194H205ZM137 194V193H136ZM151 196H150V195ZM159 194V195H158ZM162 194V195H161ZM179 194H181V195H179ZM133 195V194H132ZM133 195V196H134ZM166 195V196H167ZM171 195V196H170ZM176 195V194H175ZM188 195H190V196H188ZM203 195V196H202ZM155 196V197H154ZM159 196V197H158ZM162 196V197H161ZM180 196H182V197H180ZM152 197V198H151ZM186 197V198H185ZM188 197V198H187ZM191 197H192V199H191ZM134 198V197H133ZM190 198V199H189ZM160 199V200H159ZM182 199V200H181ZM194 200V202H193V200L191 201L192 202V204H195L198 200ZM147 200H149L148 202H147ZM164 200V201H163ZM159 203H158V202ZM166 202V201H165ZM185 202H188V201H185ZM185 202H183V203H185ZM149 203V204H148ZM152 203V204H151ZM155 203V204H154ZM190 203V202H189ZM134 206V205H133ZM152 206V207H151ZM160 206V207H159ZM150 207H151V210H152V212H151V210H150ZM191 209H195V208H192V207H190ZM189 208V209H190ZM132 209V208H131ZM154 209V210H153ZM159 209H162V210H159ZM167 211H166V210ZM173 209V208H172ZM190 209V211H189V216L188 217H186V215H185V217L186 218H189V219H187V221H191V220H193L192 218H193V213L195 214L196 213V209L193 211V210H191ZM146 210H149V211H146ZM158 210V211H157ZM154 211H155V215H154ZM157 211V212H156ZM166 211V212H165ZM165 214H164V213ZM175 212V210H173V213ZM190 212H192V214L190 213ZM152 213H153V215H152ZM172 212H171V214H173ZM236 213H238V215H234L233 217L234 218H236L235 216H237V218L235 219V220H237V221H240L241 220V217L239 216V212H236ZM148 214H149V216H148ZM150 214H151V216H150ZM191 214V215H190ZM161 215V216H160ZM165 215H166V217H165ZM173 215H175V213L173 214ZM155 216V217H156ZM141 217H139V218H141ZM154 217V218H155ZM157 217H156V220H157ZM192 217V218H191ZM144 218H142V220H143ZM144 219V220H145ZM152 219H151V221H152ZM184 219V218H183ZM239 219V220H238ZM141 220V219H140ZM160 221V222H159ZM163 221V220H162ZM145 222V221H144ZM146 222V223H147ZM157 222V223H156ZM164 222V221H163ZM163 222H162V224H163ZM166 222V221H165ZM145 223V224H146ZM149 225H150V223H148ZM151 225V226H152ZM135 226V225H134ZM137 226V225H136ZM135 226V227H136ZM161 225L159 224V227H160ZM150 227V226H149ZM153 227V226H152ZM164 227V224H163V226H162V228ZM165 227H167L166 225H165ZM164 227V230L166 229ZM153 228H155V227H153ZM151 229V228H150ZM185 235H186V233L184 234V232H182L181 234H180V236H181V238L182 239H184L185 238ZM184 236V237H183ZM171 238V237H170ZM166 241V242H165ZM165 243H166V245L169 247H171V245H168L169 243H170V239H167V238H165V240L163 241V244H162V246L164 245L165 246ZM240 244V243H239ZM179 245V244H178ZM178 245H172V250H171V252H172V254H177V252H178V250L180 249V246H178ZM241 245V244H240ZM234 247H239V245H236V246H234ZM242 247V246H241ZM179 248V249H178Z\"/></svg>", "mask_w": 264, "mask_h": 264}]
</instances>
